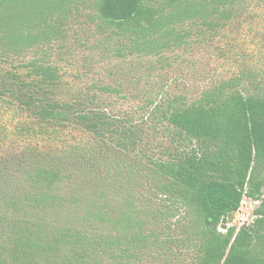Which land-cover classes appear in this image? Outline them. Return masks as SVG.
Masks as SVG:
<instances>
[{"label":"trees","instance_id":"trees-1","mask_svg":"<svg viewBox=\"0 0 264 264\" xmlns=\"http://www.w3.org/2000/svg\"><path fill=\"white\" fill-rule=\"evenodd\" d=\"M57 3L0 0V180L23 176L24 189L0 182V264H145L157 247L175 264H264V0H96L98 29L119 39L117 54L145 57L160 75L138 120L117 109L115 100L126 98L118 86L93 79L78 87L56 63L68 62L67 48L81 40L62 46L56 62L17 57L56 37ZM205 42L234 68L205 75L209 84L191 92L175 67ZM164 130L187 146L153 157L148 144ZM75 173L97 182L90 200L58 193ZM145 185L171 206L141 209ZM111 188L130 191L119 213ZM244 197L260 201L256 220L229 228ZM180 213L187 221L174 229L168 221Z\"/></svg>","mask_w":264,"mask_h":264},{"label":"rangeland","instance_id":"rangeland-1","mask_svg":"<svg viewBox=\"0 0 264 264\" xmlns=\"http://www.w3.org/2000/svg\"><path fill=\"white\" fill-rule=\"evenodd\" d=\"M96 0H58L56 8L53 9L52 18L54 19L56 31L59 27L60 30L56 37L47 45H43V50L45 49V54L42 52V48L34 51L29 50L18 54V58H24L25 55H46V58H52L56 62L58 59V54L63 53L62 46H71L77 40H81V45H75L71 50L67 48L68 51L66 57L69 58L68 62H56L63 68H69V74L76 75V80L78 82V87L84 84H88L94 80H99L101 83L106 82L112 86H118L122 90V94H125L126 98L116 99V107L118 110L123 109L124 112L133 114L135 119H141L140 106L142 105L141 99H144L148 90H151L154 84L160 78L159 73L154 75L146 69L149 64V59L145 57H120L116 52V47L119 39L116 36L110 35L109 31L100 32L98 29L99 22L96 17ZM49 12V11H48ZM2 28L0 26V43L1 40L5 39L4 35L1 33ZM56 40H64L57 43ZM218 40H216L217 42ZM215 52L214 47H209L208 43L197 44L194 49H192L189 55H182L181 65L175 68L178 71H183L186 74L187 83L191 84L190 91L194 92L195 88H204L209 83H206L214 74L218 76L227 74L228 70H233L232 63H228L225 66L222 61H219L217 57H212L211 54ZM170 56L172 53L169 54ZM63 56L60 58L62 59ZM155 61V58H153ZM152 60V59H150ZM70 64V65H69ZM181 72H176L180 74ZM230 74V73H228ZM169 75V74H168ZM208 76V80L202 77ZM170 76V75H169ZM170 78H172L170 76ZM197 79V81H196ZM204 80V81H203ZM162 81V80H161ZM165 82H168L165 80ZM210 82V81H208ZM184 83V84H187ZM193 83H195L193 85ZM183 84V83H182ZM65 89H56L54 92L59 94ZM124 91V92H123ZM126 92V93H125ZM186 93L189 91L186 90ZM63 94V92H62ZM192 94V93H191ZM137 97V98H136ZM190 97V96H189ZM161 129V128H160ZM161 133L157 134L158 140L153 143H149V154L160 158L161 156H166L172 153L176 148H185L187 145L182 143H173L172 136L165 135ZM176 144V145H175ZM189 148H195L196 144H190ZM16 173H20L15 171ZM23 176L13 177V175H6L0 180L1 183L5 182L10 185V191H15L18 194L23 192L22 187ZM93 179L86 178L83 174H69L68 179L65 183L58 187L57 191L60 195H65V192H73L75 198L79 200L86 199L90 200L92 197L93 190L95 191ZM147 186L143 188V190ZM6 190V189H5ZM8 191V189H7ZM130 191L127 189H115L111 188L110 194V204L112 208L116 210L117 213L120 212L122 204H124L125 197ZM146 200L138 201V206L143 209H148L149 211H158L159 213L165 211V208H169L171 203L167 199L162 198L159 195H154L151 193L150 188L145 189ZM73 204V203H72ZM260 201H255L251 198L244 197L240 209L231 214L227 219V226L241 228L243 226L251 225L254 220H256L255 211L259 207ZM71 212L77 216L79 212L78 205L70 207ZM70 214V211L68 212ZM43 213L34 215V217L42 221L44 219ZM74 216V219H76ZM187 215L185 213H180L168 221L173 228H178L183 222H186ZM72 219V221H74ZM152 219V218H151ZM160 223L157 226L161 228L165 223V217H160ZM155 223V219H152ZM54 221L57 224H62L63 219L60 217H55ZM94 226V223H90ZM150 223L149 227L153 226ZM6 223L0 222V249L1 251L6 250L7 235L5 230ZM109 230H114L112 226ZM145 264H175L172 254L167 248H156L155 255L151 261H146Z\"/></svg>","mask_w":264,"mask_h":264}]
</instances>
